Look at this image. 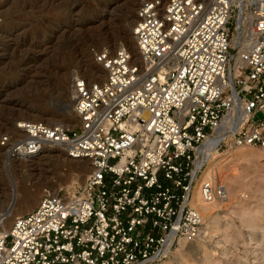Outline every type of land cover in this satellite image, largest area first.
<instances>
[{
	"label": "built area",
	"instance_id": "built-area-1",
	"mask_svg": "<svg viewBox=\"0 0 264 264\" xmlns=\"http://www.w3.org/2000/svg\"><path fill=\"white\" fill-rule=\"evenodd\" d=\"M132 35L139 63L102 49L105 78H73L77 126L20 120L0 135L9 161L57 147L91 167L8 229L0 214V264H160L202 235L191 201L210 153L264 150V0H142ZM199 194L227 201L214 175Z\"/></svg>",
	"mask_w": 264,
	"mask_h": 264
},
{
	"label": "rangeland",
	"instance_id": "rangeland-1",
	"mask_svg": "<svg viewBox=\"0 0 264 264\" xmlns=\"http://www.w3.org/2000/svg\"><path fill=\"white\" fill-rule=\"evenodd\" d=\"M141 1L0 0V135L15 132L14 123L20 120L66 128L77 121L70 93L73 78L87 77L88 67L101 78L103 71L93 63V55L99 50L132 49L129 39ZM239 148L243 147L233 151ZM248 148L264 159V150ZM41 156L34 170L18 169L17 159L9 161L0 149L3 199L10 202L15 192L16 209L22 205L24 190L38 188V204L45 189L55 192L68 183L72 188L81 186L89 174L85 173L87 162L72 161L59 148L42 150ZM259 161L244 165L240 159L234 173L221 171L223 183L230 173L245 175L249 186L240 194L244 207H221L214 213L223 217L216 234L202 239L201 250L194 241L182 244L187 249L183 253L179 244L160 264H264V161ZM37 204L14 214L30 212ZM4 209L8 208H1L0 214ZM12 222L5 225L6 229ZM206 224L204 221V233Z\"/></svg>",
	"mask_w": 264,
	"mask_h": 264
},
{
	"label": "bare ground",
	"instance_id": "bare-ground-1",
	"mask_svg": "<svg viewBox=\"0 0 264 264\" xmlns=\"http://www.w3.org/2000/svg\"><path fill=\"white\" fill-rule=\"evenodd\" d=\"M129 40L132 41V49H130V52L132 53L133 61L139 63L140 62L139 53L137 51V47L135 45L133 35ZM86 74H87L86 76L88 79L94 80L95 73L91 67H88L86 69ZM101 75L102 76H101L100 80H103L105 78V73L102 72ZM52 120H54L53 117H52V119H48L47 122L50 123V122H52ZM33 122H35V121L33 120ZM75 126H77V121L72 122L69 128L71 129V128H74ZM209 146H211V144H209ZM242 147L243 148H239L238 150H234V151H233L234 148H232L229 151L225 152V154L219 155L218 158L214 157L216 154L210 153L209 158L206 162V166H205L206 169L204 168V170L201 173V176L199 177V179L196 183V186H195V188L193 190V194H192L191 206L194 209H196V211L199 212V214L202 216V219L204 221H206V223H207L205 233L203 230L202 235L198 238V240L196 239L197 241L195 240V243L197 244V250L198 249L201 250L202 246H204L203 245L204 242L202 241V239H204L208 234H213V233L216 234L219 220L221 218H223L222 216H220L218 214L214 216V213L216 211L219 212V210H221V207H223L224 205H229L226 210H229L233 207L234 208H243L244 207L243 203L240 201V197H242V196H240V194L242 193L244 187L249 186L247 183L244 182L246 179L244 174H241L240 176H238L236 174L230 173V175H227L225 177L224 184H225L226 189H227V201L224 203H219V202L206 203L201 199L200 194H199V185L202 181H204L205 179H208L212 175L217 177L219 180H220V178L222 179V173H221L222 170H229L230 172L236 171V169H234V167H236V161L243 159L246 162L244 165L256 163L257 161L260 162L259 161L260 159H262L264 161L262 156L256 155V153H255V155L253 154L252 150L250 148H248L251 146H247V147L242 146ZM49 148L54 149L57 147H49ZM49 148H44L43 151L45 149H49ZM41 159H42L41 152L39 153V155H37L36 157H34L32 159L23 160V159L17 158V163L19 166L18 169L27 168V169L34 170L37 167V165H39L38 163L41 162ZM217 160H219V161H217ZM72 161L87 162L85 173L90 172L91 167H90L89 161H87V160H72ZM71 170L75 171L73 169H71ZM244 171H246V170H244ZM65 188L67 190L72 188V183H68L65 186ZM2 191H3V189L0 186V209L3 207L8 208L7 210L4 209V211L1 212L2 215L5 217V221L3 222V228L6 229L5 225L10 224L11 221L14 220V218L16 217V213L14 214V211L17 213H21L23 211L26 212V210H28V209L30 210L31 208H33L32 206L37 204L36 202L39 199L38 198L39 190H38V188H34L33 191L29 190V189L24 190L22 192V195H23L22 205L17 209L15 208V202L18 199L17 194L14 192L12 194V196L10 198V202H9V201H6V199H3L4 198V195H3L4 191L3 192ZM179 250H180V252L183 251V253H184V251L187 249L185 248L184 245L181 244ZM179 250H178V253H179ZM203 250H204V248H203ZM170 253H171V251L168 253V255ZM176 254H177V252H176ZM177 255L179 256V254H177ZM164 264H166V263H164ZM167 264H169V263H167Z\"/></svg>",
	"mask_w": 264,
	"mask_h": 264
}]
</instances>
